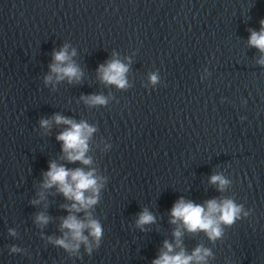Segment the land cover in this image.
I'll use <instances>...</instances> for the list:
<instances>
[{"label":"water","instance_id":"water-1","mask_svg":"<svg viewBox=\"0 0 264 264\" xmlns=\"http://www.w3.org/2000/svg\"><path fill=\"white\" fill-rule=\"evenodd\" d=\"M261 20L264 0H0V264H152L165 240L176 243L171 209L181 197L251 210L215 243L184 230L188 254L203 245L209 264H264V53L249 44ZM65 44L83 77L46 85ZM112 59L129 66L125 89L100 78ZM94 94L108 103L81 98ZM56 114L97 128L92 165L63 158L56 137L67 126ZM41 119L52 120L47 132ZM52 161L107 177L91 210L104 229L91 256L83 244L73 253L48 240L63 236L72 203L41 187ZM215 174L230 181L224 192ZM145 208L156 223L142 231ZM41 212L51 217L43 227Z\"/></svg>","mask_w":264,"mask_h":264},{"label":"clouds","instance_id":"clouds-1","mask_svg":"<svg viewBox=\"0 0 264 264\" xmlns=\"http://www.w3.org/2000/svg\"><path fill=\"white\" fill-rule=\"evenodd\" d=\"M260 31L250 29L251 35L249 44L258 48L264 53V20L260 21ZM70 45L65 44L59 51L53 53L54 63L50 67V74L44 78L45 84H52L54 77L56 82L63 81L65 78L69 83L79 82L83 77V72L73 61L76 56L74 48L69 51ZM116 55L115 53L113 54ZM264 65V57L259 61ZM129 66L119 59H112L107 64H102L98 68L100 78L103 82L115 85L120 89L127 88L128 81L126 74ZM152 84L159 82L158 73L150 75ZM84 102L90 106L106 105L107 98L103 95H90L81 97ZM57 125H66L64 131L57 135L56 139L62 142V151L64 159L70 163L79 161L83 165L90 166L93 160L87 155L89 151V141L97 131V128L89 125L87 121L77 123L60 114L53 117ZM41 128L47 132L52 127V120L41 119ZM110 149L111 145H106ZM107 177L97 174L95 168L85 171L84 168L69 169L63 164L55 161L50 162L49 170L44 174L42 189H51L54 186L59 193L72 201L70 205H64L69 215L62 218L61 231L63 236L59 238L48 237V240L54 245L63 248L68 252L78 253L81 245L91 256L94 250H97L102 242L104 229L100 220L93 217L92 209L101 199V191L104 189ZM210 182L218 185V190L224 192L230 184V181L222 174L211 176ZM40 200H34L32 203L38 204L46 199L44 192L40 194ZM84 213L80 218L77 213ZM251 210H245L243 204H237L232 198H213L207 200L204 204H197L191 200L181 197L171 209L170 223L178 225L173 231L176 238L175 245L167 240L164 242V248L159 258L153 260L152 264H209V258L215 259V255L210 248L198 245L191 254L183 246L182 236L184 230L190 233L204 232L207 238L215 243L222 240L225 235V228L233 226L238 220L247 218ZM51 217L44 212L39 213L35 222L41 227L49 224ZM156 223V217L145 208L136 220V226L142 231H146L145 225ZM182 225V227H181ZM10 234L15 236V230L10 229ZM85 232L88 234L85 235ZM180 250L177 252L176 249ZM11 253L23 251L17 246L11 247Z\"/></svg>","mask_w":264,"mask_h":264}]
</instances>
